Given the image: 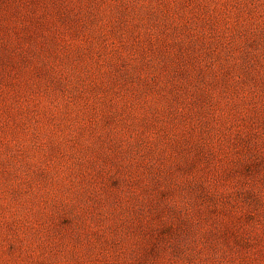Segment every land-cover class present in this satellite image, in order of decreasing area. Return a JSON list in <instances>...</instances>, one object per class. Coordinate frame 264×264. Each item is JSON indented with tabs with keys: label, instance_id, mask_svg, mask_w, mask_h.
Segmentation results:
<instances>
[{
	"label": "rangeland",
	"instance_id": "374dc122",
	"mask_svg": "<svg viewBox=\"0 0 264 264\" xmlns=\"http://www.w3.org/2000/svg\"><path fill=\"white\" fill-rule=\"evenodd\" d=\"M0 264H264V0H0Z\"/></svg>",
	"mask_w": 264,
	"mask_h": 264
}]
</instances>
